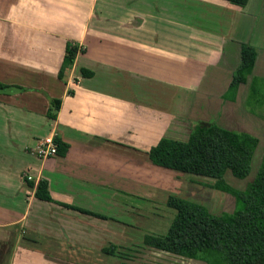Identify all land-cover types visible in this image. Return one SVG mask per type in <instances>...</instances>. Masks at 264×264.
<instances>
[{
  "label": "crops",
  "instance_id": "obj_1",
  "mask_svg": "<svg viewBox=\"0 0 264 264\" xmlns=\"http://www.w3.org/2000/svg\"><path fill=\"white\" fill-rule=\"evenodd\" d=\"M88 3L77 27L80 0H0V82L11 87L0 92V264H117L102 252L109 243L137 229L163 234L156 203L173 212L170 195L193 201L179 190L195 176L149 158L201 121L188 104L232 108L251 129L264 122L245 110L249 84L226 96L242 44L256 49L251 75L264 79V0ZM68 45L83 52L60 78ZM217 117L207 122L256 136ZM53 135L66 153L39 159L38 141ZM40 181L51 202L35 197Z\"/></svg>",
  "mask_w": 264,
  "mask_h": 264
},
{
  "label": "trees",
  "instance_id": "obj_2",
  "mask_svg": "<svg viewBox=\"0 0 264 264\" xmlns=\"http://www.w3.org/2000/svg\"><path fill=\"white\" fill-rule=\"evenodd\" d=\"M224 1L242 8L249 0ZM80 50L83 49L77 46L66 47L60 78L73 66ZM255 59L256 49L242 44L240 65L234 71L229 91L236 94L241 84H249L247 108L264 121V79L251 75ZM82 74L93 75L85 70ZM10 88L0 82V92ZM60 106V99H52L47 115L56 119ZM56 142L58 154L64 155L68 145L57 137ZM258 146L256 136L225 128L214 121L192 124L186 140L160 139L149 150V158L157 167L210 180L207 186L233 197L235 207L232 212L215 214L203 204L170 195L166 207L174 211V216L167 232L144 235L142 246L206 264H264V152L245 188H237L226 180L227 174L237 180H245L252 174ZM35 197L52 201L45 181L37 185ZM120 251V246L109 243L102 252L117 264H136Z\"/></svg>",
  "mask_w": 264,
  "mask_h": 264
},
{
  "label": "rangeland",
  "instance_id": "obj_3",
  "mask_svg": "<svg viewBox=\"0 0 264 264\" xmlns=\"http://www.w3.org/2000/svg\"><path fill=\"white\" fill-rule=\"evenodd\" d=\"M79 1V0H77ZM88 0H80V6L78 4V10L76 12V25L77 27H80L82 25V21L84 19V10L88 6ZM78 29V28H77ZM77 32V30H75ZM82 53L83 50H80ZM247 95V90L243 91V98ZM228 98L233 97L232 93H229L226 95ZM189 100V98H188ZM203 100H206L203 96ZM189 102V101H188ZM220 104V101H219ZM245 110L249 112L248 103H244ZM248 107V108H247ZM188 113H190L194 118H199L198 120L207 122L208 118L211 117V119H215L217 116L218 120L221 118L220 122L226 126V127H232L237 129H248L256 135V137L259 139V146L256 152V158H255V165L253 166L252 174L245 180H237L234 177H232L231 174L226 175V180L233 186L237 188H245L247 183L252 180L254 173L258 167V163L260 162V159L264 152V122L260 125H253L251 128H247L246 125H243L242 123H238L237 120H235L231 114L230 111L232 108L227 107H218L215 108L213 106L209 108H199L194 107L193 105L187 106ZM251 114V113H250ZM189 115V114H188ZM249 127V126H248ZM188 133L184 134V137L181 136V138L186 139ZM30 176L26 174L24 177ZM183 188H181L179 191L182 190V196H187V198L192 199L193 201L200 202V204L205 205L212 213L215 214H221L223 212H232V210L235 207V200L233 197L229 196L228 194H224L220 191L213 190L209 188L207 185L210 180H204L198 177L190 178L187 177H181ZM28 180V179H27ZM205 182V183H204ZM161 204L156 203V214L160 217L154 218V221H157L155 224V227H160L159 233L165 234L169 228V225L172 221V218L174 216V211L170 212L166 208H162ZM142 221V220H141ZM141 221H139L141 223ZM170 222V223H169ZM143 224V223H141ZM136 230V229H135ZM138 232H140L137 235H124L122 236V245L121 253L128 255L127 258H129L131 261H133L136 264H206L202 261L192 260V259H186L180 256H176L170 253H166L164 251L154 250L150 248H146L142 246L141 239L145 234H154L146 232L142 229H137ZM145 233V234H144ZM140 234H143L141 236ZM93 255V254H92ZM108 264V263H106Z\"/></svg>",
  "mask_w": 264,
  "mask_h": 264
},
{
  "label": "built area",
  "instance_id": "obj_4",
  "mask_svg": "<svg viewBox=\"0 0 264 264\" xmlns=\"http://www.w3.org/2000/svg\"><path fill=\"white\" fill-rule=\"evenodd\" d=\"M33 152L39 159L56 157L58 155L56 136H48L39 140ZM27 179L31 180L32 177L28 176Z\"/></svg>",
  "mask_w": 264,
  "mask_h": 264
},
{
  "label": "water",
  "instance_id": "obj_5",
  "mask_svg": "<svg viewBox=\"0 0 264 264\" xmlns=\"http://www.w3.org/2000/svg\"><path fill=\"white\" fill-rule=\"evenodd\" d=\"M165 252V251H164ZM166 253H168V252H166Z\"/></svg>",
  "mask_w": 264,
  "mask_h": 264
}]
</instances>
